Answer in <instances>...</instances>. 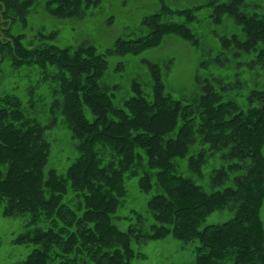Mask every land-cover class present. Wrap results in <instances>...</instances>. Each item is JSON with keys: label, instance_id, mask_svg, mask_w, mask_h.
<instances>
[{"label": "trees", "instance_id": "1", "mask_svg": "<svg viewBox=\"0 0 264 264\" xmlns=\"http://www.w3.org/2000/svg\"><path fill=\"white\" fill-rule=\"evenodd\" d=\"M30 1L0 0V30L7 29L10 36L0 40V79L24 63L38 64L51 73L57 82L54 90L62 93L55 96L52 111L55 118L59 111L63 114L79 142L68 178L48 169L42 141L47 128L36 117L39 103L25 105L8 93L0 95V199L8 198V214L30 213L35 227L22 236L34 234L28 239L35 243L22 264H52L56 256H62L58 264H76L79 258L83 264L108 260V264H125L128 258L119 254V242H126L131 233L138 240L174 235L184 246L196 242L194 264H264V7L242 1L244 11L252 7L257 11L248 16L240 11V0L216 6V0H207L195 6L210 10L215 22L224 13L239 22L229 25L235 31L223 29L220 37L210 33L220 45L214 53L218 59L240 49L255 52L251 57L245 53L247 61L244 52L236 55L234 68L241 71L233 78L232 73L230 78L210 80V71L205 72L208 62L202 61L204 73L197 72L189 86L172 85L167 90L159 64L143 58L152 88L146 90L133 80V93L118 105L102 82L109 61L94 44L84 36L75 44L52 42L58 27H75L83 21L79 4L93 0H49L48 9L37 6L27 24ZM158 1L161 7L142 19L145 35L117 39L114 47L121 57L156 47L158 35L174 27L179 30L171 33L185 41L195 43L191 36L200 38L198 29L181 30L183 25L165 19L169 13L183 14L191 22L192 8L174 9L166 0ZM44 25L52 29L44 31ZM26 26L37 31L32 35L42 42L29 45ZM232 39L237 49H228ZM246 71L252 74L248 81ZM234 89L243 90L246 104L237 102ZM171 91L182 93V98ZM211 161L218 164L203 182L202 168ZM138 173L146 188L156 176L161 190L150 201L155 218L167 222L122 230L111 213L117 212L118 199L126 192L125 176ZM227 207L234 211L233 217L204 225L211 213ZM43 218L50 220L47 227H41ZM124 249L129 247L125 244Z\"/></svg>", "mask_w": 264, "mask_h": 264}, {"label": "rangeland", "instance_id": "2", "mask_svg": "<svg viewBox=\"0 0 264 264\" xmlns=\"http://www.w3.org/2000/svg\"><path fill=\"white\" fill-rule=\"evenodd\" d=\"M48 1H30L26 12L27 24L31 21V17L37 6L40 7L41 4V9L46 11ZM206 1L166 0V3L174 9L192 8L191 14L192 17L194 16V19L191 22L183 14L171 15L169 13L165 16V19L172 21L177 26L183 25L181 30H185L188 26H192L196 30L198 29L200 38L197 37L196 39V37L191 36L195 40V43L188 40L185 41L181 39V36L171 33L179 30L174 27L160 33L158 36L161 38L154 41V43L157 42L154 45L156 47L141 50L140 53L143 52L141 55H126L121 57L117 54L114 46L119 37L133 39L146 34L147 29L143 25L142 19L145 15L161 7L158 0H93L89 3L82 2L81 5L79 4V10H82V15L85 17L83 21L80 20L78 23H75V27H58V34L52 42H57L60 45L75 44L78 42V38L84 36L85 41L94 44L109 61L108 69L102 82L106 87H110L108 90L114 96L118 105H122L124 98L133 93V80H138L146 90L149 87L152 88L151 81L148 84L150 71L143 62V58H151L159 64L167 90H170L172 85L180 89L189 86L198 73L201 75L204 73L200 69V63L202 61L205 63L208 62L207 67H205V72L207 74L208 70L210 71V80L214 81V78H218L216 76L230 78L232 73L233 78L236 72L241 71V69L235 70L234 68V59L238 57L236 55L244 52L243 60L247 61L248 56L245 53L248 51H244L245 49L236 50L235 53L224 54L218 59L216 57L217 54L214 53L215 47L218 48L220 45L214 37L212 38L209 35L213 32V36L220 37L223 29H226L228 32H233L235 29L229 28V25L237 26L239 22L236 19L234 21L226 13H224L223 18L220 16L219 22H215L213 18L209 17L210 10L195 7ZM227 1L216 0L214 6ZM242 1L254 2L255 4L260 3L264 7V0H240L238 3L241 8L240 11L248 16H251L252 12L257 11L254 10V7L251 9L247 8L244 11L242 9ZM57 3L54 2V4ZM211 9L213 11V8ZM41 28L44 31L52 29L50 25H44ZM0 31V40L4 41L10 37L7 34V29L3 28ZM24 31L26 32L25 40L29 45H36L42 42L36 35H32L35 32L37 33V31L32 32L27 26L24 28ZM164 35L167 36L165 37ZM243 35L247 37L245 31ZM163 36L165 37L164 41H162ZM188 44L195 46L191 47ZM235 44L236 41L232 39L228 49H237L234 46ZM247 54L250 57L252 55L256 56L255 52L251 50ZM168 59L171 61L168 62ZM121 61L125 65L121 66ZM156 69L158 70V68ZM8 71V75H5L3 72V74L1 73L0 95L8 93L22 100V103H25V105H28L29 101L39 103V110L36 112V117L42 126L47 128L42 137V141L46 145L47 168H54L59 175L68 178V168L77 155L76 142H79V137H76L68 127V123L66 124L65 118L60 111L57 118H55V113L52 111V103L55 96L62 94L59 88L54 90L57 82L54 81L51 73L46 74L38 64L24 63L14 66ZM250 74V72L246 71V80L252 78V74ZM83 81H85V78H83ZM171 92L174 96L182 98V93H177V91ZM232 92L233 94L236 92L237 102L246 104L244 103V96L242 95L244 92L242 89H234ZM110 148L111 146H108L106 151H109ZM215 164H218V162L211 161L207 166H203L201 174L203 182H208L209 175L211 174L210 168ZM144 169L148 168L144 167ZM140 171L142 170L140 169ZM186 174L188 173L186 172ZM124 183L126 192L118 199L120 204L117 207V212L111 213L112 220L122 230H127L133 225L142 224L143 226H148L153 222H167L165 219L158 220L155 218L153 202L150 201L161 190L156 176L152 177L149 188L145 187L141 173L125 176ZM0 200V264H22L35 247V243L28 239H33L34 234H30L31 237H22L30 229L35 228L30 224L31 214H8L6 213L8 210V198L4 196ZM73 205L75 206L74 202ZM138 213H141L142 216H139ZM233 215L234 211L229 207L217 210L206 218L204 225L225 222L233 217ZM261 215L264 219V206L262 207ZM43 220L41 227H47L50 220L44 218ZM135 236L136 234L131 233L126 242H119L122 245V250L119 254L128 258L124 262L125 264H194L195 262L196 242H191L184 246L183 242L174 235H167L164 238L148 237L140 240ZM79 239L76 238V241ZM125 244L129 247L128 250L124 249ZM108 247L112 249L111 246ZM83 254L84 251H80V255ZM61 258L62 256H56L52 264H58ZM89 259L91 258L89 257ZM109 261H106L105 264H108ZM230 262L232 264V261ZM76 264H83L82 258H79Z\"/></svg>", "mask_w": 264, "mask_h": 264}]
</instances>
